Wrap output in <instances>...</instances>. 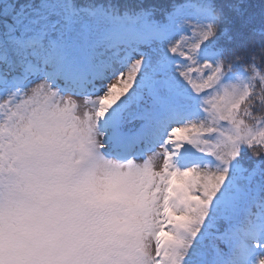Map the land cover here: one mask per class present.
<instances>
[{
    "label": "snow or ice",
    "instance_id": "snow-or-ice-1",
    "mask_svg": "<svg viewBox=\"0 0 264 264\" xmlns=\"http://www.w3.org/2000/svg\"><path fill=\"white\" fill-rule=\"evenodd\" d=\"M64 95L136 178L127 264H264V0H0V127Z\"/></svg>",
    "mask_w": 264,
    "mask_h": 264
},
{
    "label": "clouds",
    "instance_id": "clouds-1",
    "mask_svg": "<svg viewBox=\"0 0 264 264\" xmlns=\"http://www.w3.org/2000/svg\"><path fill=\"white\" fill-rule=\"evenodd\" d=\"M89 113L64 95L0 127L15 158L0 176V264H127L126 196L136 178L116 175L127 171L120 161L85 151ZM144 246L151 252L150 239Z\"/></svg>",
    "mask_w": 264,
    "mask_h": 264
},
{
    "label": "rangeland",
    "instance_id": "rangeland-1",
    "mask_svg": "<svg viewBox=\"0 0 264 264\" xmlns=\"http://www.w3.org/2000/svg\"><path fill=\"white\" fill-rule=\"evenodd\" d=\"M160 161L157 162L156 167L159 168Z\"/></svg>",
    "mask_w": 264,
    "mask_h": 264
}]
</instances>
